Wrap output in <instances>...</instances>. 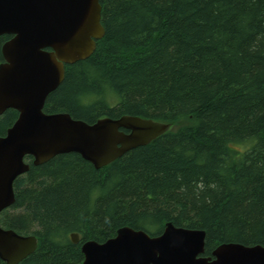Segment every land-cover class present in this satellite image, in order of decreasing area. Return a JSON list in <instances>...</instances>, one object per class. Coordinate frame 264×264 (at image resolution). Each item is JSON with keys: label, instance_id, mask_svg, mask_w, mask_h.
Segmentation results:
<instances>
[{"label": "trees", "instance_id": "1", "mask_svg": "<svg viewBox=\"0 0 264 264\" xmlns=\"http://www.w3.org/2000/svg\"><path fill=\"white\" fill-rule=\"evenodd\" d=\"M100 4L104 36L65 65L43 110L170 128L99 169L75 152L39 165L26 156L0 212L1 227L36 237L18 264H82L83 242L123 226L155 235L166 222L204 230V255L225 242L264 245V0ZM17 115H0V135Z\"/></svg>", "mask_w": 264, "mask_h": 264}, {"label": "water", "instance_id": "2", "mask_svg": "<svg viewBox=\"0 0 264 264\" xmlns=\"http://www.w3.org/2000/svg\"><path fill=\"white\" fill-rule=\"evenodd\" d=\"M105 34L100 0H0V115L16 120L0 135V212L15 201L13 182L39 165L75 152L99 169L130 150L149 144L170 128L137 115L103 116L89 123L67 112L43 110L48 94L64 79L65 65L85 59ZM72 242L79 234L71 233ZM37 246L34 235L0 226V259L18 264ZM82 264H264V245L225 242L210 255L205 231L166 222L159 234L123 226L104 242L81 244Z\"/></svg>", "mask_w": 264, "mask_h": 264}, {"label": "flooded vegetation", "instance_id": "3", "mask_svg": "<svg viewBox=\"0 0 264 264\" xmlns=\"http://www.w3.org/2000/svg\"><path fill=\"white\" fill-rule=\"evenodd\" d=\"M11 37V36H10ZM8 39H9V37H8ZM7 39V40H8ZM4 60H3V57L1 56V58H0V62H3Z\"/></svg>", "mask_w": 264, "mask_h": 264}, {"label": "bare ground", "instance_id": "4", "mask_svg": "<svg viewBox=\"0 0 264 264\" xmlns=\"http://www.w3.org/2000/svg\"><path fill=\"white\" fill-rule=\"evenodd\" d=\"M52 92V91H51Z\"/></svg>", "mask_w": 264, "mask_h": 264}]
</instances>
